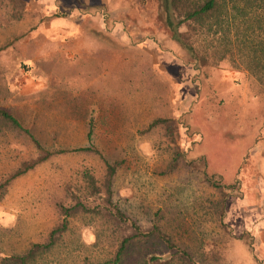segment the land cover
<instances>
[{
  "label": "rangeland",
  "instance_id": "obj_1",
  "mask_svg": "<svg viewBox=\"0 0 264 264\" xmlns=\"http://www.w3.org/2000/svg\"><path fill=\"white\" fill-rule=\"evenodd\" d=\"M244 54L194 63L168 35L161 0H0V107L47 150L87 146L92 125L96 151L123 161L113 203L141 228L159 227L196 264H264V87ZM158 120L166 123L148 129ZM0 129L1 180L37 151L23 133ZM175 152L238 185L220 222L221 195L202 174L184 161L162 174ZM84 169L98 181L104 174L98 156L72 153L11 181L0 199V259L46 237L55 201L65 185H81ZM88 218L71 221L49 264L113 249L115 228ZM160 249L149 242L142 251Z\"/></svg>",
  "mask_w": 264,
  "mask_h": 264
},
{
  "label": "trees",
  "instance_id": "obj_2",
  "mask_svg": "<svg viewBox=\"0 0 264 264\" xmlns=\"http://www.w3.org/2000/svg\"><path fill=\"white\" fill-rule=\"evenodd\" d=\"M161 5L168 35L194 63L208 66L209 60L217 63L226 58L234 62L236 52L245 53L243 57L248 68L252 70L251 75L264 87V0H161ZM211 54L212 57L209 58ZM162 123L166 121H155L148 129ZM0 124L4 129L26 135L37 151L34 160L22 162L11 173L2 176L0 199L7 194L11 181L55 155L94 154L104 167V174L99 181L89 169H84L80 173L81 185H65L63 198L54 204L58 220L49 229L46 237L42 241L31 243L19 254L1 258L0 264H49L48 257L51 252L70 231L71 221L80 215L89 217V222L99 220L107 227L112 226L115 229L109 236L113 238L117 235L116 244L106 257L102 259L84 257L82 264H130V253L135 245L140 246L139 258L133 262L135 264H172L175 260L178 264H196L188 251L174 244L159 227L152 225L147 229L141 228L113 203L111 191L113 179L123 161L108 162L96 151L91 142L92 125L89 126L87 134V146L68 150H47L42 148L29 131L2 107ZM183 161V156L175 152L162 174H171ZM184 162L190 170L202 174L203 181L221 195L220 222L225 197L228 193L238 190V185L234 183L225 186L221 177L208 176L203 158L191 163ZM98 237L100 235L96 238ZM149 242L162 249L142 251L143 246Z\"/></svg>",
  "mask_w": 264,
  "mask_h": 264
},
{
  "label": "clouds",
  "instance_id": "obj_3",
  "mask_svg": "<svg viewBox=\"0 0 264 264\" xmlns=\"http://www.w3.org/2000/svg\"><path fill=\"white\" fill-rule=\"evenodd\" d=\"M54 27H55V25H54Z\"/></svg>",
  "mask_w": 264,
  "mask_h": 264
}]
</instances>
